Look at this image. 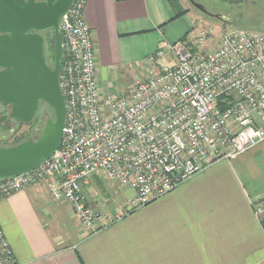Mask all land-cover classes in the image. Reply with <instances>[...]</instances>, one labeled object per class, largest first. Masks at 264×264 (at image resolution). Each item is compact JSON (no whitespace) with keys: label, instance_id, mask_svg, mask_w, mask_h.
I'll return each instance as SVG.
<instances>
[{"label":"built area","instance_id":"obj_1","mask_svg":"<svg viewBox=\"0 0 264 264\" xmlns=\"http://www.w3.org/2000/svg\"><path fill=\"white\" fill-rule=\"evenodd\" d=\"M87 1L74 0L60 22L67 109L61 145L37 168L0 179V199L48 181L94 232L114 219L84 193L99 170L134 191L125 205L134 210L264 139V32L223 28L216 45L206 48L214 37L210 26L196 38L162 45L147 56L146 76L125 92L105 94ZM252 207L264 228V198ZM0 264H17L1 223Z\"/></svg>","mask_w":264,"mask_h":264},{"label":"crops","instance_id":"obj_2","mask_svg":"<svg viewBox=\"0 0 264 264\" xmlns=\"http://www.w3.org/2000/svg\"><path fill=\"white\" fill-rule=\"evenodd\" d=\"M228 1L223 12L209 16L226 29L264 32V0ZM84 14L94 32L105 94L125 92L146 76L147 56L162 45L194 38L190 29L180 35L184 29L175 25L188 13L172 19L170 0H88ZM94 177L93 194L107 190ZM84 193L107 216L121 217L89 232L48 181L0 199V223L17 264H264V228L252 207L264 198V140L215 161L126 216L99 206L85 188Z\"/></svg>","mask_w":264,"mask_h":264},{"label":"water","instance_id":"obj_3","mask_svg":"<svg viewBox=\"0 0 264 264\" xmlns=\"http://www.w3.org/2000/svg\"><path fill=\"white\" fill-rule=\"evenodd\" d=\"M73 2L0 0V103L10 109L0 117V123L8 118L30 123L43 102L55 113L54 118H47L39 137L0 146V179L37 168L61 145L67 109L60 87L63 61L60 22ZM49 29L55 37L52 67L46 62L44 37L39 33Z\"/></svg>","mask_w":264,"mask_h":264},{"label":"rangeland","instance_id":"obj_4","mask_svg":"<svg viewBox=\"0 0 264 264\" xmlns=\"http://www.w3.org/2000/svg\"><path fill=\"white\" fill-rule=\"evenodd\" d=\"M180 1L182 2L183 7L188 8V12H187L188 14L187 16L184 17L183 19L184 21L179 20L175 25L177 26V28L179 26L181 29H184L182 32H180V35L181 36L184 35L190 29L189 30L190 37L196 38L202 31L208 30L210 26H212L214 28V37L206 42V48L215 46L216 43L218 42L223 27L221 20H219L218 18L210 17L209 15L211 13L213 14V13L223 12V7H228L230 4L229 1L228 0H195V2H192L191 0H180ZM185 20L188 23L187 28L185 27V23H184ZM53 37H54V32L50 31L48 33L50 48L54 45V43L52 42ZM4 110L5 108L0 105V117L6 114ZM46 110L47 107H43L40 111L39 118L37 117L34 121L30 123L15 124V122H11L9 120L1 122L0 146L5 144L6 145L15 144L30 137L32 138H36V136L39 137L46 123L45 117L43 115L44 111ZM11 127H16L15 134L9 133ZM2 135L5 138L1 139ZM256 145H254L253 147H255ZM222 159H227V158H222ZM97 176L101 178V180L103 181L102 183L103 186H105L108 191L103 190L102 188V190H100L99 193L94 195L93 193L96 191L95 188L97 187L96 179L95 177L93 178V176H90L88 183L84 185V188L86 189V193L88 194L89 198L96 199L99 202L98 205L99 206L102 205L103 208L110 206L109 208L112 210L118 209L121 215H125L128 212L132 211V209L128 210L127 208H123L121 203L123 200L127 203L128 200L133 197L134 191L127 186H123L122 184L109 179L107 174L103 170H99L97 172ZM107 217L110 219L114 218L113 221L119 219V217L118 218L109 217V216Z\"/></svg>","mask_w":264,"mask_h":264},{"label":"trees","instance_id":"obj_5","mask_svg":"<svg viewBox=\"0 0 264 264\" xmlns=\"http://www.w3.org/2000/svg\"><path fill=\"white\" fill-rule=\"evenodd\" d=\"M193 1H195V0H193ZM170 3L172 5V7H173V10L175 11V15H174V17L172 19H176V18H178V17H180V16H182V15H184V14H186L188 12V8L183 7L182 2L180 0H170ZM52 32H54V31L52 30ZM181 39L187 40V35L183 36ZM54 41H55V37L52 38V42L53 43H54ZM52 49H53V52H54V45L52 46ZM43 107H47V110L44 111V113H43V115L45 117V122H46V120H47V118L49 116H51L53 118L55 117L54 109L47 102H43L41 107H40V110H39V112H38V114L36 116V118L37 117L39 118L40 111H41V109ZM3 138H5V137L2 135L1 139H3ZM7 145H10V144H7Z\"/></svg>","mask_w":264,"mask_h":264},{"label":"flooded vegetation","instance_id":"obj_6","mask_svg":"<svg viewBox=\"0 0 264 264\" xmlns=\"http://www.w3.org/2000/svg\"><path fill=\"white\" fill-rule=\"evenodd\" d=\"M221 17V16H219ZM52 31L51 29L49 30H44V31H39L40 34H42V36L44 37V46H45V57H46V62L48 63L49 66H53L54 65V60H55V52H53V49L52 47L50 48V45H49V38H48V33ZM33 32H37L36 30H33ZM2 69V67H0V70ZM1 106H3L5 108V112L6 114L9 112V107L8 106H5L3 104L0 103ZM2 115V114H1ZM7 120L11 121V122H15V124H20V123H17L13 118H8ZM6 121V120H5ZM16 127H11L10 130H9V133L11 134H15L16 132ZM8 135V134H7ZM37 137V136H36Z\"/></svg>","mask_w":264,"mask_h":264}]
</instances>
